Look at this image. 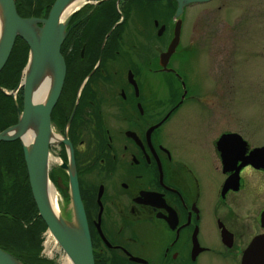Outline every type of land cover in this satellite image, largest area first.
Returning <instances> with one entry per match:
<instances>
[{
  "label": "flooded vegetation",
  "instance_id": "af4514ba",
  "mask_svg": "<svg viewBox=\"0 0 264 264\" xmlns=\"http://www.w3.org/2000/svg\"><path fill=\"white\" fill-rule=\"evenodd\" d=\"M188 6L170 56L175 1L77 0L61 18L65 73L50 113L48 176L70 223L76 177L93 264H244L264 235V158L246 161L264 143L240 125L214 130L223 72L217 83L194 40L182 43ZM204 71L214 90L201 89ZM185 105L209 117L206 147L190 135L177 142ZM205 152L214 185L187 158Z\"/></svg>",
  "mask_w": 264,
  "mask_h": 264
},
{
  "label": "water",
  "instance_id": "95a60500",
  "mask_svg": "<svg viewBox=\"0 0 264 264\" xmlns=\"http://www.w3.org/2000/svg\"><path fill=\"white\" fill-rule=\"evenodd\" d=\"M77 0H54L47 17L24 18L19 16L15 0H0V11L3 19L0 33V71L7 62L16 38L28 46V58L22 70L17 87L8 95L15 102L17 91L22 88V108L16 104L17 123L0 132V142L19 140L27 171L28 183L38 216L47 230L69 257L72 264H93L87 223L83 211L75 176L69 177V189L74 207L73 223L56 216L48 202L47 187L50 182L49 145L51 142L50 113L57 101L64 80V62L60 46L65 38V29L61 18L68 13V8ZM177 4L174 18V38L166 56H170L179 42L180 16L183 8L194 3H206L211 0H172ZM68 7V8H67ZM51 71V85L47 98L35 100L34 92L38 82ZM42 101V102H41ZM35 128L34 137L26 146L22 137L28 129ZM232 135H224L220 141ZM264 158V147L254 149L246 158L250 164L258 163ZM261 163V162H260ZM259 163V164H260ZM65 167V165H62ZM51 183V182H50ZM264 219V216L262 217ZM249 255H245L244 264H264V235L257 237L249 246ZM0 264H22L12 254L0 248Z\"/></svg>",
  "mask_w": 264,
  "mask_h": 264
},
{
  "label": "rangeland",
  "instance_id": "374dc122",
  "mask_svg": "<svg viewBox=\"0 0 264 264\" xmlns=\"http://www.w3.org/2000/svg\"><path fill=\"white\" fill-rule=\"evenodd\" d=\"M184 17L182 43L194 40L200 59L203 54L202 65H206L204 61L207 63L209 68L206 67L217 83L220 78L216 76V71L223 72L220 86L226 94L214 113L217 118L212 122L214 130L217 127L235 129L240 125L242 128L239 129H245L252 142L256 145L264 143V0H212L188 6ZM192 58L198 60V55H192ZM211 73L200 72L202 90V84L207 85L212 80ZM211 87L208 84L206 90H214ZM188 106L185 105L174 120V126L182 132V142L178 138L176 140L181 144L188 142L190 135L198 139L199 147H206V139L210 135L207 131L209 117L189 115ZM187 158L203 169L206 182L215 184L212 164L207 160L206 152L202 160L195 161L191 155ZM45 232L41 234L39 256L54 264H64L68 256L54 238L52 244L49 242V247H46Z\"/></svg>",
  "mask_w": 264,
  "mask_h": 264
},
{
  "label": "trees",
  "instance_id": "16d2710c",
  "mask_svg": "<svg viewBox=\"0 0 264 264\" xmlns=\"http://www.w3.org/2000/svg\"><path fill=\"white\" fill-rule=\"evenodd\" d=\"M53 2L15 0V7L21 17L44 18ZM27 58L28 46L16 38L0 71V132L17 123L16 104L22 108V89L15 102L6 93L17 87ZM46 230L32 198L20 141L0 142V248L22 264H54L39 256L41 234Z\"/></svg>",
  "mask_w": 264,
  "mask_h": 264
},
{
  "label": "bare ground",
  "instance_id": "6f19581e",
  "mask_svg": "<svg viewBox=\"0 0 264 264\" xmlns=\"http://www.w3.org/2000/svg\"><path fill=\"white\" fill-rule=\"evenodd\" d=\"M194 4H196V3H194ZM68 9H70V8H68ZM181 16H180V18H181ZM175 19H177V18H175ZM177 21H178V19H177ZM2 23H3V19H2V15H1V11H0V33H1V30H2ZM50 85H51V71L48 70V71H46L45 75L42 77V79L38 82V84L36 86V89H35V92H34V98H35V100H37V101L42 100L43 97H44V95L49 90ZM34 134H35V128H30V129L27 130V132L25 133V135L22 137V141H23V143L26 146H29V144L31 143V141H32V139L34 137ZM50 158H51V156H50ZM53 161H55V160H53ZM47 196H48V202H49V205L51 207V210L53 211V213L56 216H59L60 215V212H59V206H58V201H57V195H56V192H54L53 185L50 182L48 183V187H47ZM45 235H46V238H47L46 247L48 248L49 247L48 244H50V243L52 244L53 237L50 234L49 230H46ZM64 264H72V262L69 259V257H67L64 260Z\"/></svg>",
  "mask_w": 264,
  "mask_h": 264
}]
</instances>
